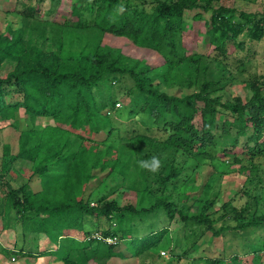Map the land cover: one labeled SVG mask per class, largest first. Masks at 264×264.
<instances>
[{"label": "rangeland", "instance_id": "374dc122", "mask_svg": "<svg viewBox=\"0 0 264 264\" xmlns=\"http://www.w3.org/2000/svg\"><path fill=\"white\" fill-rule=\"evenodd\" d=\"M77 1L79 12L73 14V3ZM224 3L237 9L235 19L241 17V11L264 12V0ZM88 5L98 7L93 0H0V77H6L18 66L36 63L37 54L46 64L57 53L62 65L70 68L79 63L92 64L97 53L107 59L119 57L126 65H138V69L153 67V73L156 68L167 67L166 57L153 47L127 34L100 29ZM144 9L149 10L150 3ZM198 13H202L203 20H194ZM211 16L212 10L202 6L186 10L185 61L181 63L184 68H174L169 80L157 74L153 83L161 91L185 96L200 90L206 80H221L224 88L214 94L222 93L225 101L237 96L248 101L253 94L251 83L263 80L264 39L253 45L246 41L244 48L238 49L231 40L229 55L222 54L206 35L211 25L204 20ZM186 49L198 54L199 61L189 56ZM182 72L185 78L178 76ZM15 85L7 86L3 97L6 103L21 104L17 119L0 120V264H210L208 261L217 259L230 263L235 255L243 264H250L253 247L264 245V226L233 228L215 235L207 224L182 221L179 214L170 217L164 208L149 213L124 208L132 205L139 210L152 205L159 195L175 191V206L188 214L199 213L201 200L216 196L208 214L217 227L236 225L243 214L264 213V156L249 162L250 169L233 164L234 155L242 157L244 137L238 146L228 145L226 154L213 160H200L168 148V125L141 110L143 101L136 102V82L128 72L109 74L94 89L100 110H96L99 114L92 126L27 113L25 97ZM110 98L121 104H112ZM227 116L231 118L230 114ZM198 121L201 122L199 118ZM29 133L31 138L26 143ZM82 149L86 150L85 157L80 153ZM153 157L161 162L157 172L141 167V161L150 162ZM70 165L71 185L75 188L72 194L55 186L56 178H64L62 182L66 184ZM172 167L181 174L177 181L164 185L162 179ZM186 178L191 182L184 186L182 181ZM48 185L51 188L42 198ZM12 186L37 193L41 202L46 198L51 204L74 199L92 207L115 200L122 210H111L112 217L64 210L59 222L65 227L57 228L51 225V211L28 212V220L18 215L9 196ZM20 195L24 199L25 194ZM76 216L85 226L69 225ZM112 230L123 239L113 246L115 254L107 255L104 252L108 247L98 243L100 239L88 236L105 237ZM155 231L161 237L151 236ZM151 238L155 243L147 247ZM91 242L98 252L94 255L85 248ZM144 247L147 248L139 253V248ZM257 256L264 264V251Z\"/></svg>", "mask_w": 264, "mask_h": 264}, {"label": "trees", "instance_id": "16d2710c", "mask_svg": "<svg viewBox=\"0 0 264 264\" xmlns=\"http://www.w3.org/2000/svg\"><path fill=\"white\" fill-rule=\"evenodd\" d=\"M95 2L98 4L96 9L92 5L88 6L95 14V24L100 29L115 34H127L135 41L153 47L166 57L167 67L164 70L156 68V73H153V67L145 65L138 69V65H126L119 57L112 56L107 59L104 54L97 53L91 60L92 64L79 63L70 68V66L62 65L57 53L54 54L55 59L46 64L40 54H37L36 63L18 66L6 77H0V120L15 119L16 121L17 119L16 114L21 104L19 102L6 103L3 97V94L6 93L5 88L16 84V88L25 97L23 105L27 113L33 116L35 114L49 115L57 121H70V123L92 126L100 110L99 100L93 92L94 89L107 75L128 72L136 82L138 91L136 102L143 101L140 103L141 110L168 125L166 127L168 135L166 146L168 148L182 150L200 160H213L217 155L226 154L228 145L238 146L241 138L244 137L246 141L241 152L243 158L234 155L233 164L238 163L243 170L250 169L251 162L253 163L257 157L264 156V75H262V81L251 83L253 94L248 101L240 96H237L233 101H225L222 93L214 94L213 91L216 92L224 88L221 80H206L200 90L185 96L161 91L153 83L157 74L163 76V80H169L174 68H184L181 67V63L185 61L183 32L188 28L185 18L186 10L200 6L205 10H212L210 21L204 20L206 25H211L207 29L206 35L215 50L226 55H229L228 42L231 40L235 42L236 49L244 48L246 41H250L251 45L255 42H262L264 39V12L261 14L241 11V17L235 19L234 15L237 9L224 3V0H93V3ZM215 2H220V4L216 6ZM79 3L80 1L73 3V14L79 12ZM148 3H150V9L145 10L144 7ZM194 20H203L202 13L196 14ZM190 26L194 28L191 23ZM186 50L187 54L190 53L188 49ZM190 54L188 55L199 61V58L196 57L198 54ZM198 66L196 65L197 68ZM184 75L182 72L178 76L185 78ZM113 99L112 104L115 105L118 101ZM229 114L231 118H228ZM198 118L201 122L198 121ZM233 129H235V133ZM28 138H31L30 133L26 143ZM108 148H110L109 145ZM85 152V149L80 152L83 157H85ZM7 164L4 165V169L8 168ZM69 168L65 177L66 184L64 185L62 182L64 178L63 180L56 178L55 181L58 183L55 186L72 194V188L73 190L75 188L71 185L73 177L71 165ZM180 174L177 167H172L166 178L162 179V183L164 185L172 183ZM85 178L87 179V177ZM183 180L185 181L182 182L186 183L184 186L191 182L187 178ZM50 188L49 185L45 187L46 191L42 194V198ZM21 192L25 194L24 199L20 198ZM9 196L18 215L27 219L31 217L28 212L39 214L43 210L51 211V225L57 228L65 227L59 222L64 210L75 209L79 212L86 211L92 214L106 213L111 217L114 215L111 210H122L115 200L92 207L85 205L82 200L75 201L74 199L51 204L46 198L45 202H41L42 198L39 199L37 193H33L29 189L24 190V187L12 186ZM174 198L175 191H172L165 195H159L152 205L139 210L132 205L124 208L134 213H149L164 208L170 217L174 218L176 214H179L182 221H197L207 224L215 235H220L233 228L264 226V213L253 212L249 216L243 214L241 221L236 225L228 224L217 227L214 224V219L208 214V211L216 203V196H209L204 199V202L201 200V211L194 214H188L184 209L176 207ZM75 218H77L74 220L75 222L69 221L68 217H65L64 220L69 221V225L71 223L74 227L84 224L80 216ZM65 221L62 222L67 224L68 222ZM37 230L50 233L46 229ZM158 233L159 231H155L151 236L160 235L159 237H161V234ZM108 235L119 237L120 242L123 239L122 235L114 230L109 231ZM152 238L147 241H152ZM155 239L153 238V240ZM98 243L108 247L105 254H115L113 250L115 244L108 245L104 241ZM153 243L155 242L152 241L147 247ZM85 248L90 255L98 253L92 242ZM146 248H139L138 252L140 253ZM89 250H92V253H89L91 252ZM260 251H264L263 244L253 247V258L250 264H263L260 259L261 255L257 256ZM208 262L210 264H243L239 255L233 256L230 263H225L221 259Z\"/></svg>", "mask_w": 264, "mask_h": 264}, {"label": "clouds", "instance_id": "9594fccd", "mask_svg": "<svg viewBox=\"0 0 264 264\" xmlns=\"http://www.w3.org/2000/svg\"><path fill=\"white\" fill-rule=\"evenodd\" d=\"M141 167L149 169L152 172H157L161 167V162L159 158L153 157L150 162L141 161Z\"/></svg>", "mask_w": 264, "mask_h": 264}, {"label": "built area", "instance_id": "2783aa9c", "mask_svg": "<svg viewBox=\"0 0 264 264\" xmlns=\"http://www.w3.org/2000/svg\"><path fill=\"white\" fill-rule=\"evenodd\" d=\"M117 104L120 105L121 103L119 102ZM88 238L89 239L90 238H98L101 241H104V242H106V243H108L110 245L111 244L112 245L117 244L120 241L119 237H117L115 235H107V236L104 237V236H100V235L95 234V235H92V236H88Z\"/></svg>", "mask_w": 264, "mask_h": 264}, {"label": "crops", "instance_id": "0c3cea01", "mask_svg": "<svg viewBox=\"0 0 264 264\" xmlns=\"http://www.w3.org/2000/svg\"><path fill=\"white\" fill-rule=\"evenodd\" d=\"M48 243V242H47Z\"/></svg>", "mask_w": 264, "mask_h": 264}]
</instances>
